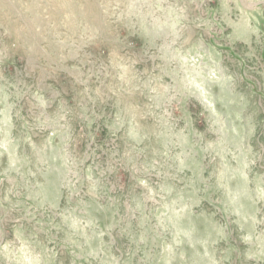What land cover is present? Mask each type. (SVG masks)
<instances>
[{"label": "rangeland", "instance_id": "374dc122", "mask_svg": "<svg viewBox=\"0 0 264 264\" xmlns=\"http://www.w3.org/2000/svg\"><path fill=\"white\" fill-rule=\"evenodd\" d=\"M0 264H264V0H0Z\"/></svg>", "mask_w": 264, "mask_h": 264}]
</instances>
